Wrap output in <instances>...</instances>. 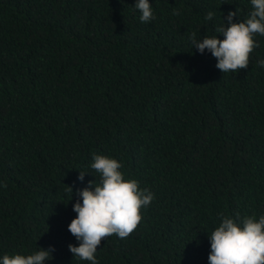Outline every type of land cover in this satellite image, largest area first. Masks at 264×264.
Masks as SVG:
<instances>
[{
    "label": "trees",
    "instance_id": "16d2710c",
    "mask_svg": "<svg viewBox=\"0 0 264 264\" xmlns=\"http://www.w3.org/2000/svg\"><path fill=\"white\" fill-rule=\"evenodd\" d=\"M136 2L0 0V258L91 264L68 226L75 193L99 183L93 155L155 197L127 238L101 241L99 264H208L221 214L264 215V36L224 74L189 40L237 9L242 22L251 0H149V23Z\"/></svg>",
    "mask_w": 264,
    "mask_h": 264
},
{
    "label": "clouds",
    "instance_id": "9594fccd",
    "mask_svg": "<svg viewBox=\"0 0 264 264\" xmlns=\"http://www.w3.org/2000/svg\"><path fill=\"white\" fill-rule=\"evenodd\" d=\"M252 10L242 22H233L238 18V9L227 14V25L216 27V32L223 35L207 36L197 39L196 33L189 36L192 48L200 54L205 49L217 60L216 68L223 74L237 72L249 67L250 55L259 43L255 40L258 34L264 36V0H251ZM142 23L154 20L155 14L149 0H137L135 4ZM178 9L173 15H179ZM209 12L206 20H212ZM258 65L264 67V60ZM91 169L95 170L100 180L89 181L88 185L77 191L78 197L73 205L76 217L68 226L69 232L79 242V246L68 245L73 256L82 261L99 264L96 259L97 248L101 241L116 235L127 238L142 220L141 209L148 207L154 200V194L141 189L139 181L125 179L121 171L122 164L105 155H93ZM87 172L79 171L78 180L84 181ZM6 187L7 185H3ZM73 196V187L66 186ZM82 201V202H81ZM219 226L209 236L210 254L208 264H264V215L241 218L221 214ZM38 249L29 255H4L0 264H44L52 259L50 252Z\"/></svg>",
    "mask_w": 264,
    "mask_h": 264
}]
</instances>
